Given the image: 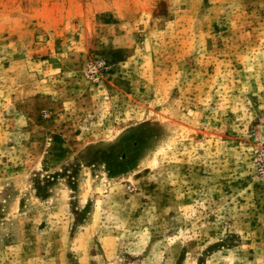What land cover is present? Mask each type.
Listing matches in <instances>:
<instances>
[{
  "label": "rangeland",
  "instance_id": "rangeland-1",
  "mask_svg": "<svg viewBox=\"0 0 264 264\" xmlns=\"http://www.w3.org/2000/svg\"><path fill=\"white\" fill-rule=\"evenodd\" d=\"M0 264H264V0H0Z\"/></svg>",
  "mask_w": 264,
  "mask_h": 264
}]
</instances>
